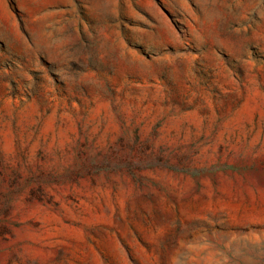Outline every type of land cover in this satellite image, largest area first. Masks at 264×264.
<instances>
[{
    "label": "rangeland",
    "instance_id": "rangeland-1",
    "mask_svg": "<svg viewBox=\"0 0 264 264\" xmlns=\"http://www.w3.org/2000/svg\"><path fill=\"white\" fill-rule=\"evenodd\" d=\"M0 264H264V0H0Z\"/></svg>",
    "mask_w": 264,
    "mask_h": 264
}]
</instances>
